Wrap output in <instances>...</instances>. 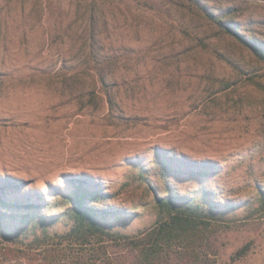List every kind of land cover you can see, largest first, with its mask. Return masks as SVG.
<instances>
[{
    "label": "rangeland",
    "instance_id": "374dc122",
    "mask_svg": "<svg viewBox=\"0 0 264 264\" xmlns=\"http://www.w3.org/2000/svg\"><path fill=\"white\" fill-rule=\"evenodd\" d=\"M250 45L264 0H0V264H142L126 237L170 194L217 208L193 252L172 244L160 264H264ZM77 185L102 192L86 205L113 236L75 231Z\"/></svg>",
    "mask_w": 264,
    "mask_h": 264
},
{
    "label": "trees",
    "instance_id": "16d2710c",
    "mask_svg": "<svg viewBox=\"0 0 264 264\" xmlns=\"http://www.w3.org/2000/svg\"><path fill=\"white\" fill-rule=\"evenodd\" d=\"M251 47L255 54L264 60V49L256 45H252ZM99 72L98 74H100V78L102 82H104L105 73L102 72L101 69H99ZM75 76L76 75L73 74L66 76V78L73 79ZM167 170L168 172H172L173 170L179 171L174 165L170 166ZM180 172L189 175L202 174L201 171H197L193 167L184 168ZM10 185L11 184H7V187ZM2 189L4 188H0V191ZM101 196L102 192L100 190L88 189L81 185H77L73 193L70 194L69 200L73 205L71 210L75 220V231L83 232L87 230L94 234L101 233L104 235H111L110 232L98 223L97 218L101 213L96 212L94 208L86 205V202H95ZM179 199L172 194L166 198L160 199L158 204L161 211L164 212V216H162L157 225L147 233L126 237V243L142 258V264H160L162 253L172 244H183L185 248L193 252L201 237V233L210 229L212 224L211 219L214 218L212 213L215 211V208H217L216 205L213 204L212 208H204L200 203H196L194 199L188 201H180ZM0 205L8 206L4 198L1 197V194ZM11 206L18 207L19 205ZM25 206L27 208L31 207L30 205ZM102 217L104 218V215H102ZM246 250V247L242 248L239 254L244 253ZM104 252L99 253V256L96 258L99 264L102 262L106 264L109 261L108 259L103 260L106 258L105 255L102 256Z\"/></svg>",
    "mask_w": 264,
    "mask_h": 264
}]
</instances>
